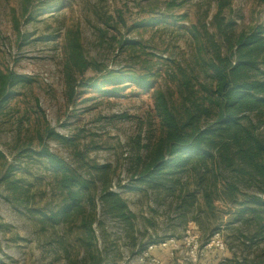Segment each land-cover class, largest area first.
<instances>
[{"label": "rangeland", "instance_id": "rangeland-1", "mask_svg": "<svg viewBox=\"0 0 264 264\" xmlns=\"http://www.w3.org/2000/svg\"><path fill=\"white\" fill-rule=\"evenodd\" d=\"M216 12L217 0H0V73L29 79L0 107V264H144L140 258L150 245L171 239L178 248L154 253L161 264H194L186 239L197 241L199 258L210 262L214 251L205 246L217 233L226 247L222 260L264 264L259 222L241 214L254 206L249 198L264 197L248 178L239 181L226 172L218 189L237 187L236 201L219 200L213 193L210 209L203 189L213 181L201 185L200 179H214L211 173L190 169L176 178L180 181L172 190L139 183L136 174L137 160L161 135L153 93L158 89L171 102L180 101L182 69L193 66L196 57L194 32L213 33ZM167 15L177 24H147ZM223 15L236 22L238 31L264 25L258 0H229ZM70 33L79 36L85 58L95 64L93 71L75 75L72 99L64 75ZM123 40L134 44L121 48ZM107 72L124 78L132 72L151 75L153 89L141 90L128 81L110 84ZM199 80L196 74L194 87ZM47 129L71 139L76 148L49 140ZM261 133L264 137V128ZM43 141L92 182L96 211L85 203L81 214L50 224L49 215L64 197L52 174L25 153ZM96 166L112 172L111 191L127 203L135 216L132 225L104 215V181ZM10 168L19 183L17 194L2 183ZM246 238L250 247L243 245Z\"/></svg>", "mask_w": 264, "mask_h": 264}, {"label": "trees", "instance_id": "trees-1", "mask_svg": "<svg viewBox=\"0 0 264 264\" xmlns=\"http://www.w3.org/2000/svg\"><path fill=\"white\" fill-rule=\"evenodd\" d=\"M258 3L264 6V0H258ZM228 7L229 0H217V12L212 22L214 32L207 29L204 35L194 32L196 57L193 66L182 69L184 83L180 89V101L171 102L161 90L154 91V109L161 124V135L148 147L145 158L140 157L136 163L138 182L156 188L172 190L180 181L176 178L190 169L211 173L214 179H200L201 185L205 181H213L212 186L203 189L210 209H213V193L218 194L219 200L230 198L232 202L236 201L237 187L230 186V191L223 193L218 189L217 185L226 172L237 176L239 181L246 177V182L257 185L262 190L260 192L264 191V137L261 133L264 128V25L238 31L236 22L223 15ZM177 21L167 15L163 21L152 20L147 24L156 27L170 22L176 25ZM132 44L123 40L119 46L124 48ZM64 50V75L72 99L74 91L71 85L75 75L93 71L95 64L85 58L78 35L69 34ZM107 73L105 79L110 84L128 81L141 90L153 89L151 75L132 72L124 78L115 72ZM196 74L200 78L197 88L192 84ZM27 83L29 79L25 76L13 72L0 73V107L15 96V87ZM45 137L76 148L71 139L52 129H47ZM25 153L30 154L29 158L36 157L52 174L64 197L59 210L48 217L51 225L81 214L86 204L90 210L96 211L92 182L52 153L44 141L37 150ZM96 167L102 172L104 181L100 193L104 215L132 225L135 216L127 203L118 193L111 191L112 172L107 171L108 166ZM12 173L11 168L4 171L1 179L8 191L17 194L20 187L18 181L12 180ZM249 199L254 206L245 207L241 214H248L251 221L259 222L261 231L258 237L264 233V197ZM89 232H92L90 228ZM242 242L250 247L251 242L247 238ZM220 256L219 252H212L210 262L248 264L236 257L222 260ZM251 264L259 263L252 261Z\"/></svg>", "mask_w": 264, "mask_h": 264}, {"label": "built area", "instance_id": "built-area-1", "mask_svg": "<svg viewBox=\"0 0 264 264\" xmlns=\"http://www.w3.org/2000/svg\"><path fill=\"white\" fill-rule=\"evenodd\" d=\"M184 245H187L190 247V253L187 255L190 257L191 260H193L195 263L194 264H216L215 262H204L202 258H199V253H200V246L197 241H184ZM178 248V243L174 240L171 239L169 241H164L163 243H160L159 245L157 244H152L147 248V251L141 256L140 260L144 264H161V261L158 257L154 255V253L158 250H166L168 248ZM205 249H208L209 252L211 251H216L219 253H224L226 252V247L224 244V241L220 239L219 233H217L209 243L205 246Z\"/></svg>", "mask_w": 264, "mask_h": 264}]
</instances>
